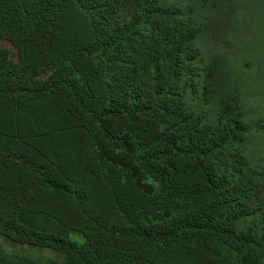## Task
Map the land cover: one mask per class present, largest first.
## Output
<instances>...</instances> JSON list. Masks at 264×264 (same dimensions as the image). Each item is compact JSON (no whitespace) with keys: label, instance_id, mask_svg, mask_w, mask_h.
I'll return each mask as SVG.
<instances>
[{"label":"trees","instance_id":"16d2710c","mask_svg":"<svg viewBox=\"0 0 264 264\" xmlns=\"http://www.w3.org/2000/svg\"><path fill=\"white\" fill-rule=\"evenodd\" d=\"M232 4L0 0V264H264Z\"/></svg>","mask_w":264,"mask_h":264},{"label":"rangeland","instance_id":"374dc122","mask_svg":"<svg viewBox=\"0 0 264 264\" xmlns=\"http://www.w3.org/2000/svg\"><path fill=\"white\" fill-rule=\"evenodd\" d=\"M232 2L216 14L223 24L217 21L213 46L222 48L227 72L241 80L244 110L253 114L250 120L258 121L264 118V0ZM200 42L204 51L206 43ZM0 45L7 44L0 39Z\"/></svg>","mask_w":264,"mask_h":264}]
</instances>
